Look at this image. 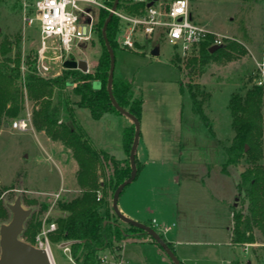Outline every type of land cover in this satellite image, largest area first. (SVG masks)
I'll use <instances>...</instances> for the list:
<instances>
[{
  "label": "rangeland",
  "instance_id": "rangeland-1",
  "mask_svg": "<svg viewBox=\"0 0 264 264\" xmlns=\"http://www.w3.org/2000/svg\"><path fill=\"white\" fill-rule=\"evenodd\" d=\"M191 11L195 22L208 26L224 40L235 38L239 19L244 18L250 39L241 42L247 52L233 60L213 61L201 74L194 73L191 77L187 58L179 56L177 49L165 40L159 41L161 51L157 56L151 54L155 39L148 40L140 33L136 35V50L120 46L116 49L115 76L128 79L135 95L143 99L139 157L144 150L147 153L142 159H153L125 187L119 208L122 211L127 200L139 206L144 215L142 222L151 224L163 239L179 241L174 251L185 264H231L234 259H239L240 264H264V236L259 231L254 244L244 248L231 244L232 205L247 209L236 183L248 162L243 159L230 165L229 172L222 171L224 158L218 143V140L228 143L234 135L231 94L242 93L250 86L238 80L239 76L243 71L254 72V56L258 59L262 56L264 0H191ZM0 31L12 40L20 34L23 56L38 52V63L40 25L35 21L32 26H25L19 2L0 0ZM90 38L78 42L71 53H62L58 40H49L44 52L49 71L39 72L40 75H59L65 69V59H85L90 71L102 49L95 33ZM191 80L211 93L204 107L209 124L194 112L191 94L181 87V81L186 85ZM32 108L33 102L26 101L24 113ZM262 108L264 113V105ZM75 113L96 147L115 157L123 155V130L132 122L127 116L110 112L95 119L84 107H76ZM124 156H128L127 151ZM260 162L264 163V157ZM78 167L71 149L61 140L51 139L45 131L39 132L35 127L24 132L2 127L0 202L4 209L0 226L12 219L8 205L19 196L25 208L36 212L33 221L42 223L49 213L52 219L67 214L57 207L55 194L61 192L69 198L76 194ZM109 198L112 199L111 194ZM43 202L48 203L46 208ZM111 215L112 220L117 218L130 230L132 225L122 221L114 210ZM128 217L138 220L136 216ZM27 220L24 230L30 226ZM164 226L171 229L164 231ZM24 230L20 238L32 243L34 234L30 235L29 230L35 229ZM62 243L51 237L56 264L74 263L69 243L68 249ZM121 245V249L114 246L106 249L108 260L104 264H116L118 260L130 264H173L166 251L148 234L128 236Z\"/></svg>",
  "mask_w": 264,
  "mask_h": 264
},
{
  "label": "trees",
  "instance_id": "trees-1",
  "mask_svg": "<svg viewBox=\"0 0 264 264\" xmlns=\"http://www.w3.org/2000/svg\"><path fill=\"white\" fill-rule=\"evenodd\" d=\"M121 7L128 12L138 13L145 5L122 4ZM109 14L108 11H100L95 21L94 33L102 49L101 55L88 72L65 68L59 75L44 77L40 75L37 66L38 52L23 56L21 35L16 34L12 40L0 31V129L7 127L6 124L10 127L14 119L22 117L26 113V101H31L33 126L39 132L45 131L53 140H61L71 149L79 166L76 194L69 198L60 192L56 201L57 207L67 214L55 219L48 217V220L57 223V229L51 234L52 240L69 243L74 260L71 264H104L101 255L106 249L113 246L121 249V243L126 237H144L147 234L135 226H130V231L117 218H111L113 209L109 196L111 194L113 197L117 185L131 173L129 153L135 136L134 123L131 122L123 130V146L128 156L120 159L92 143L75 113L76 107H84L89 109L93 118L101 119L106 113L118 112L107 88L111 59L102 34ZM239 20L234 39H226L218 49L211 52L214 39L211 36L201 43L197 53L186 59L191 77L194 73L201 74L213 61L233 60L247 52L241 41L250 39L249 27L244 18ZM121 24L120 19L113 16L107 26V37L115 52L120 46L118 36ZM255 77L256 74L250 70L243 71L239 76L238 80L250 86L245 87L242 93L236 91L231 94L229 106L234 135L228 143L218 140L224 158L222 171L229 172L230 165H236L243 159L248 162L236 183L238 194L243 196L247 209L232 205L231 242L241 247L256 243L257 231L264 236V163L260 162L264 157V85L259 86ZM180 84L191 94L194 112L209 124L204 107L211 93L201 89L193 80L186 85L182 81ZM112 87L120 105L141 119L143 99L135 95L133 84L126 78L114 75ZM136 161L139 172L141 164L137 156ZM99 194L101 197L98 199ZM42 204L45 208L48 206L47 202ZM2 207L0 202V216L4 209ZM35 213L27 220L30 222L29 228L26 226L24 230L35 229L29 230L30 235L34 234L32 244L42 224L33 221ZM163 240L174 249L171 242ZM153 241L161 246L155 239ZM232 264H240L239 259Z\"/></svg>",
  "mask_w": 264,
  "mask_h": 264
},
{
  "label": "built area",
  "instance_id": "built-area-1",
  "mask_svg": "<svg viewBox=\"0 0 264 264\" xmlns=\"http://www.w3.org/2000/svg\"><path fill=\"white\" fill-rule=\"evenodd\" d=\"M14 1L21 5L25 26H32L35 21L39 22L41 47L37 66L42 74L49 71V66L44 62V52L48 41L58 40L61 52L71 53L78 42L91 39L100 11H108L120 19L122 24L118 41L120 47L125 49H137L136 35L139 33L148 40L155 39V45L160 44V40L171 43L183 58L194 54L201 43L211 36L214 38L212 45H220L225 42L220 34L193 20L191 0H118L116 8L114 7L116 0ZM150 2L153 4L149 6ZM122 4H144L145 8L139 10L138 13H131L121 7ZM88 19L89 22H87ZM262 44V56L259 59L254 56L256 63L254 74H256L255 80L259 86L264 85V31ZM32 117L31 111H27L22 117L14 119L10 127L23 132L34 130ZM59 196L60 192L55 194V201ZM100 197L101 194L98 199ZM49 214L43 219L33 244L45 249L51 262L56 264L51 249V234L57 229V223L54 220H48ZM153 222L157 224L155 219ZM163 229L168 231L171 226H164ZM66 244L68 245V242ZM67 245L64 246L65 249H68ZM107 260L108 254H102V263H106ZM116 264L130 263L126 260H118Z\"/></svg>",
  "mask_w": 264,
  "mask_h": 264
},
{
  "label": "water",
  "instance_id": "water-1",
  "mask_svg": "<svg viewBox=\"0 0 264 264\" xmlns=\"http://www.w3.org/2000/svg\"><path fill=\"white\" fill-rule=\"evenodd\" d=\"M118 4V0L115 2V8ZM153 2H150L148 5H152ZM113 17V13H110L108 19H106V23H104L102 28V34L105 38V44L107 46L109 55H110V70L108 76V92L113 103L115 109L121 114L127 116L135 125V133L133 143L129 153V159L131 164V173L130 176L117 185L116 190L114 191L112 197V209L118 215V217L137 228L142 229L144 232H147L153 239L158 241L161 246L166 251L167 255L173 261L174 264H182V261L176 255L174 249H172L161 237L160 233L156 231V229L142 221L134 220L126 216L119 208V199L124 191L125 187L132 183L137 175H138V167L136 156L138 153V146L140 143V135H141V120L135 116L133 113L125 109L114 96L113 93V80L115 75V64H116V56L113 47L110 44V41L107 37V26L110 20ZM90 20L88 19L87 22ZM85 31V28H83ZM219 44L212 45L210 47V51L213 52L218 49ZM161 47L160 44H156L151 49V54L157 56L160 54ZM63 67L67 69H80L84 72L89 71V63L85 59H65L63 61ZM8 127V124H6ZM246 149H248V145H246ZM9 209L12 211V219L8 223H3L0 227V264H53L46 252L45 249L39 248L30 242L24 241L20 238V234L24 230L25 222L29 215L32 213L30 208H25L22 204L21 196L17 197L12 204L8 205ZM67 242H63L62 246H65Z\"/></svg>",
  "mask_w": 264,
  "mask_h": 264
},
{
  "label": "crops",
  "instance_id": "crops-1",
  "mask_svg": "<svg viewBox=\"0 0 264 264\" xmlns=\"http://www.w3.org/2000/svg\"><path fill=\"white\" fill-rule=\"evenodd\" d=\"M154 47V46H153ZM126 127V126H125ZM122 142H123V140H122ZM139 149V148H138ZM123 151L125 152V149H124V146H123ZM124 152H123V155H121L119 158L120 159H123V158H126V156H124ZM139 150H138V153H137V158H138V160H139V163L141 164V169L139 170V172H138V175H137V177H136V179L138 178V176H139V174H140V172L141 171H143L144 169H146L145 167L147 166V164L150 162V161H152L153 159H148L147 161H144L142 158H144L145 156H146V153L147 152H144V150H143V153H142V157H139ZM144 156V157H143ZM117 157V158H118ZM236 199H238V197L236 198ZM122 211L125 213V215L126 216H136L135 218H137L138 220H142L143 219V217H144V215H143V211L140 209V207L139 206H134V205H132V204H130L129 203V200H127L126 201V204H125V207H123L122 208ZM153 221V220H152ZM232 227V226H231ZM230 232H231V228H230ZM230 238H231V233H230ZM167 241H169V242H171V244L173 245V248H176V245H177V242H179L177 239H166ZM231 244H233L232 242H231ZM235 246V245H234ZM245 247V246H244ZM243 247V248H244ZM248 247H246V249H247ZM234 260H236V259H234ZM233 260V261H234ZM184 264H185V262H184V260H181ZM232 261V262H233ZM232 262H231V264H232Z\"/></svg>",
  "mask_w": 264,
  "mask_h": 264
}]
</instances>
